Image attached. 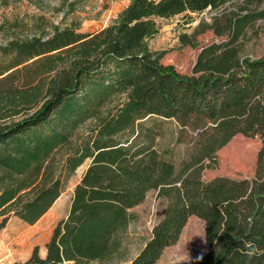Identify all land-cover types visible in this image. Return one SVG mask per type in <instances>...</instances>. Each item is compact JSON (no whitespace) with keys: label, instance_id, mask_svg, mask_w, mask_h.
<instances>
[{"label":"trees","instance_id":"1","mask_svg":"<svg viewBox=\"0 0 264 264\" xmlns=\"http://www.w3.org/2000/svg\"><path fill=\"white\" fill-rule=\"evenodd\" d=\"M175 5L132 0L95 34L81 32L82 22L75 20L0 45V57L8 60L0 66V120L32 111L43 98L32 115L0 123V217L5 219L0 230L10 215L37 224L65 192L66 180L91 161L46 257L36 248L23 264H119L114 262L120 252L117 236L130 224L129 211L151 191L168 199V208L127 264H157L179 242L192 216L205 221L209 246L192 264H264V174L205 184L190 173L179 185L175 166L159 160L155 150L167 120L177 121L181 135L197 134L202 157L257 127L264 160V55L245 59L240 71L230 74L217 70L213 55L224 47L217 45L202 50L196 77L164 65L163 54L149 41L160 33L157 20L167 19ZM181 39L195 46L189 36ZM125 93L128 100L103 116ZM90 119L95 127L54 177L51 155ZM248 241L258 250L251 258L245 254Z\"/></svg>","mask_w":264,"mask_h":264},{"label":"rangeland","instance_id":"2","mask_svg":"<svg viewBox=\"0 0 264 264\" xmlns=\"http://www.w3.org/2000/svg\"><path fill=\"white\" fill-rule=\"evenodd\" d=\"M161 2L163 0H154ZM175 2L167 19H158L160 33L149 41L151 49L163 54L162 63L171 65L185 75L196 77L195 67L204 48L212 45L224 46L214 53L217 70L230 74L242 68L245 59H259L264 55V0H165ZM210 1V2H207ZM132 0H0V45L11 40L50 31V26H71L75 20L82 22L81 32L95 34L103 31L129 7ZM186 3V5L182 4ZM191 38L193 45H186L182 36ZM7 59L0 57V66ZM32 63V62H30ZM29 63V64H30ZM3 64V65H2ZM22 66V69L27 65ZM129 98L128 93L119 95L107 105L103 116L113 115L116 109ZM43 104L32 111L0 120L1 124L18 122L32 115ZM95 119L84 123L70 143L58 148L50 162L54 177L59 176L65 161L74 152L82 137H88L95 127ZM257 127L247 134H239L230 143L214 154L200 156L196 142L197 134L179 132L176 120L164 121L155 150L159 160L175 166L179 185L187 183L192 173L194 181L200 177L205 184L251 181L264 174V160L260 154L262 140ZM213 132L209 130L207 137ZM91 164L90 160L80 166L66 180L65 192L54 208L37 224L30 226L14 215H10L0 230V264H23L36 248L42 258L47 255L57 225L67 219L72 205L74 190ZM169 201L157 191L148 193L143 203L131 209L132 219L126 231L118 234L120 252L115 263L132 262L152 237L154 228L164 219ZM0 217V225L4 221ZM206 223L192 216L179 242L167 248L157 264H192L209 251L205 233Z\"/></svg>","mask_w":264,"mask_h":264},{"label":"clouds","instance_id":"3","mask_svg":"<svg viewBox=\"0 0 264 264\" xmlns=\"http://www.w3.org/2000/svg\"><path fill=\"white\" fill-rule=\"evenodd\" d=\"M245 248L248 249V251L245 253L248 257H252L254 255H257L258 254V250L256 248V245L251 242V241H248L246 242L245 244Z\"/></svg>","mask_w":264,"mask_h":264},{"label":"crops","instance_id":"4","mask_svg":"<svg viewBox=\"0 0 264 264\" xmlns=\"http://www.w3.org/2000/svg\"><path fill=\"white\" fill-rule=\"evenodd\" d=\"M59 199H60V198H59ZM59 199H58V200H59ZM58 200H57V201H58ZM55 204H56V203H55ZM53 208H54V206L51 208V210H52ZM51 210H50V211H51ZM50 211H49V212H50ZM49 212H48V213H49ZM48 213H47V214H48ZM47 214H46V215H47ZM46 215H45V216H46ZM45 216H44V217H45ZM44 217H43V218H44Z\"/></svg>","mask_w":264,"mask_h":264}]
</instances>
